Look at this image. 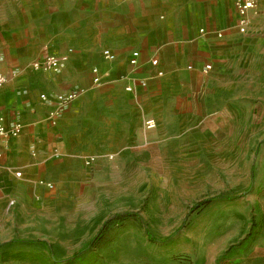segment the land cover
Segmentation results:
<instances>
[{
  "label": "rangeland",
  "instance_id": "rangeland-1",
  "mask_svg": "<svg viewBox=\"0 0 264 264\" xmlns=\"http://www.w3.org/2000/svg\"><path fill=\"white\" fill-rule=\"evenodd\" d=\"M114 1L71 0L72 12L58 0H0V22L30 33L51 18L58 22L69 18L78 30L68 35L76 52L83 49L90 71L108 41V22L119 18ZM228 14L235 34L231 44L222 47L220 57L197 56V49L187 46L183 55L161 58L165 71L183 73L177 83L175 77V82L168 79L169 85L179 86L183 92L179 100L169 97L181 105L169 113L192 119L186 120L179 138L186 156L167 159L168 166L152 161L157 167L148 168L151 159L145 158L143 146H138L115 167L104 169L99 189L86 190L75 180L74 189L63 196L54 195L44 210L27 203L17 206L10 211L14 224L7 225L22 228L19 234L23 236L0 243V264H57L49 248L57 259L67 258L84 247L106 220L92 248L73 264H264V176L256 173V160L264 151V45L258 39L263 34L254 22L257 12L252 13L245 34L237 32L230 7ZM87 22L91 38L81 47L82 24L88 26ZM152 49L147 50L153 53ZM1 64L13 73L26 63ZM203 64L211 65L206 74L188 72L189 66L197 70ZM87 87L80 95L92 88ZM90 100L107 102L108 97L93 94ZM167 128L174 139L182 127ZM213 149L232 150V155L210 156ZM88 178L94 179L96 174ZM258 182L257 197L249 200L248 219L244 212L223 206L248 187L254 192ZM206 198H210L208 203L190 212L196 202ZM146 229L159 241L150 240Z\"/></svg>",
  "mask_w": 264,
  "mask_h": 264
},
{
  "label": "crops",
  "instance_id": "crops-1",
  "mask_svg": "<svg viewBox=\"0 0 264 264\" xmlns=\"http://www.w3.org/2000/svg\"><path fill=\"white\" fill-rule=\"evenodd\" d=\"M58 2L64 3L65 10L69 8L73 12L71 0ZM114 3L119 18L108 22V41L100 50L98 62L92 66L111 72V77L103 78L99 86L92 82L83 49L81 53L76 52L72 36L68 35L71 30H78L69 18L63 22L51 18L30 33H20L6 21L0 22V73L7 77L0 89V116L6 127L14 121L22 124L18 135L0 136V231L3 229L5 235H0V243L23 236L19 234L22 228L11 227L15 219L10 211L17 206L27 203L44 210L50 205L51 198L74 189L75 180L86 190L95 186L99 189L98 184L104 182L99 175L105 172L104 169L115 167L121 157L131 154L138 146H143L145 158L151 159L150 164L146 163L148 168L157 167L159 162L168 166L167 159L186 156L184 147L179 146V138L184 133L186 120L191 122L192 119L169 113L174 106H181L169 97L179 100V94L183 92L179 86L169 85L168 79L175 82L173 79L176 78L177 83L183 73L165 71L162 59L183 55L187 46H192L193 51L197 49V56L220 57L224 53L222 47L230 45L235 34L228 14L230 7L236 22L233 0H115ZM253 12L258 13L253 21L263 34L258 39L264 45V0H257L255 9L250 12V20ZM82 25L85 32L79 42L84 47L90 41L91 30L89 22L88 26ZM219 32L221 37L217 36ZM22 38L29 42H15ZM21 46L26 49L22 51ZM136 46L139 49H131ZM149 47H153L152 50L157 47L155 53L149 52ZM105 48L123 58V62L105 61L101 56ZM132 51L139 52V65L134 74L148 78V82L145 88L137 87L135 92L129 93L124 90V81L115 79L131 70L127 60ZM52 52L68 54V60L59 70L36 71L27 65ZM151 58L158 60L162 76L155 75L157 69L149 63ZM10 61L26 64L10 73L1 64ZM204 65L188 72L206 74L202 71ZM89 85L92 88L50 119L49 113L55 108L53 94L87 89ZM94 87L96 91H92ZM43 93L48 95V100L40 98ZM93 94L106 95L108 101H91ZM147 117L156 120L155 128L144 127ZM171 125L182 127L174 139L168 133L167 127ZM210 152V156L232 155V150L226 149ZM90 157L93 160L86 165L85 161ZM197 157H200V151ZM17 172L20 174L16 175ZM93 173L96 178H88ZM256 173L264 176V151L256 160ZM259 185L258 182L254 192L225 201L223 206L244 212L248 219L249 200L257 197Z\"/></svg>",
  "mask_w": 264,
  "mask_h": 264
},
{
  "label": "built area",
  "instance_id": "built-area-1",
  "mask_svg": "<svg viewBox=\"0 0 264 264\" xmlns=\"http://www.w3.org/2000/svg\"><path fill=\"white\" fill-rule=\"evenodd\" d=\"M257 0H233V5L236 13L235 26L237 32L240 34H245L248 30L250 23V12L255 9ZM201 32L203 30L201 29ZM218 37L222 36V33H217ZM102 58L109 63H122L123 58H120L111 49L105 48L101 51ZM68 60V54H57L48 53L44 55L41 59L32 62V68L36 71H57L61 68L62 64ZM128 64L131 66V70L126 73H121L117 76L115 80L124 81V90L133 93L136 91L137 87L145 88L147 86L148 78H139L134 73L139 65V52L132 51L128 58ZM149 63L155 67L157 70L155 75L162 76L163 72L158 68V60L156 58H151ZM192 69L191 66H189ZM211 69L210 64H206L202 67V71L208 72ZM92 82L94 85L99 86L103 78H110V70L101 71L98 67L91 68ZM6 75L0 73V89L6 82ZM80 96V90L72 89L68 91H63L55 93L52 95V100L55 103V108L49 113L50 119L53 120L57 115L60 114L66 107L71 105ZM42 100H48L47 94H40ZM144 127L146 129H153L156 127V120L153 117H147L144 119ZM22 129V124L20 121H14L10 126L6 127L3 125V118L0 116V136H16L20 133ZM93 158L90 157L85 161L86 165L92 162ZM20 173L17 172L16 175ZM51 186V184H49Z\"/></svg>",
  "mask_w": 264,
  "mask_h": 264
},
{
  "label": "trees",
  "instance_id": "trees-1",
  "mask_svg": "<svg viewBox=\"0 0 264 264\" xmlns=\"http://www.w3.org/2000/svg\"><path fill=\"white\" fill-rule=\"evenodd\" d=\"M251 187H248L241 195H238L237 197H240V196H244L246 195L249 190H250ZM232 198H236V197H232ZM210 201V198H206V199H202L201 201H198L196 202L190 209V212H194L196 210H198L199 208H201L203 205H205L206 203H208ZM127 215H136V213H125ZM107 221H104L102 223V225L100 226L98 232L96 233V235L100 232V230H102V228L107 224ZM181 229L178 228V230ZM177 230V231H178ZM96 235L82 248H80L79 250H77L76 252H74L71 256L67 257V258H64V259H57L51 249L49 248V254L53 260V262L57 263V264H61V263H66V264H73V262L77 259L80 258V256L82 255L83 252L89 250L92 248L93 246V243H94V240H95V237ZM146 235L148 236V238L152 241H159V240H156L154 237H152L151 233L146 229ZM170 238V236L168 237H165L164 241H167L168 239ZM11 242H14V241H9L8 243H11ZM19 242H23V243H31V242H34V241H30V240H20ZM37 242H40V241H37ZM5 244V243H4ZM3 245V244H0V246Z\"/></svg>",
  "mask_w": 264,
  "mask_h": 264
}]
</instances>
